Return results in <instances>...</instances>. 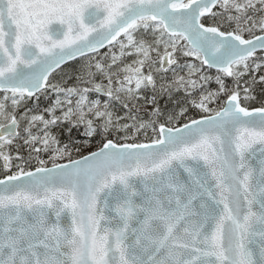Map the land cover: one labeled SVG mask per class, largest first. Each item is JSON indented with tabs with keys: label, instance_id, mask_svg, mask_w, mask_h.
<instances>
[{
	"label": "snow or ice",
	"instance_id": "snow-or-ice-1",
	"mask_svg": "<svg viewBox=\"0 0 264 264\" xmlns=\"http://www.w3.org/2000/svg\"><path fill=\"white\" fill-rule=\"evenodd\" d=\"M0 264H264V0H0Z\"/></svg>",
	"mask_w": 264,
	"mask_h": 264
},
{
	"label": "trees",
	"instance_id": "trees-1",
	"mask_svg": "<svg viewBox=\"0 0 264 264\" xmlns=\"http://www.w3.org/2000/svg\"><path fill=\"white\" fill-rule=\"evenodd\" d=\"M198 63V62H197ZM208 70V69H206ZM211 74H214V70H208ZM228 82L231 83L230 78L228 79ZM211 87H215V84L210 85ZM260 85H257L254 95L257 97L255 101H250L249 103L251 106H260V100L262 97V93L260 91ZM49 103L48 100L44 99L41 97L39 101L31 100L28 101V106L29 107H35L37 104L39 105V108L42 110L47 104ZM61 139L65 143H69L71 140V143H69L70 150H72V154L74 158H77L80 153H77L75 149L73 148V144L76 147H81L82 154H87L89 150H95L96 146L99 144V137L95 138H90L84 135L83 130L77 129L73 130V132L69 135L67 132H65L62 136ZM46 158V157H45Z\"/></svg>",
	"mask_w": 264,
	"mask_h": 264
},
{
	"label": "rangeland",
	"instance_id": "rangeland-1",
	"mask_svg": "<svg viewBox=\"0 0 264 264\" xmlns=\"http://www.w3.org/2000/svg\"><path fill=\"white\" fill-rule=\"evenodd\" d=\"M187 59H191V58H187ZM197 63V62H196ZM206 70V69H205ZM206 71H208V70H206ZM211 74V73H210ZM211 87V86H210ZM164 103H166V101H162V104H164Z\"/></svg>",
	"mask_w": 264,
	"mask_h": 264
},
{
	"label": "water",
	"instance_id": "water-1",
	"mask_svg": "<svg viewBox=\"0 0 264 264\" xmlns=\"http://www.w3.org/2000/svg\"><path fill=\"white\" fill-rule=\"evenodd\" d=\"M211 70H214L215 71V69H211Z\"/></svg>",
	"mask_w": 264,
	"mask_h": 264
}]
</instances>
